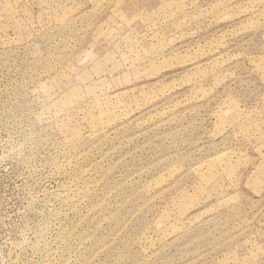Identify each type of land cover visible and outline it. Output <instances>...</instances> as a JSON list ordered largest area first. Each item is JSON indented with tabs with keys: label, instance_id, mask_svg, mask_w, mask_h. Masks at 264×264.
<instances>
[{
	"label": "rangeland",
	"instance_id": "374dc122",
	"mask_svg": "<svg viewBox=\"0 0 264 264\" xmlns=\"http://www.w3.org/2000/svg\"><path fill=\"white\" fill-rule=\"evenodd\" d=\"M0 264H264V0H0Z\"/></svg>",
	"mask_w": 264,
	"mask_h": 264
}]
</instances>
